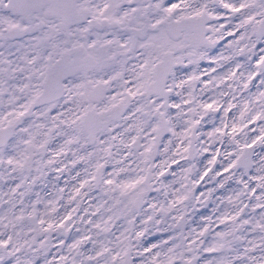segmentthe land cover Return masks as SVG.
<instances>
[{
  "label": "snow or ice",
  "instance_id": "obj_1",
  "mask_svg": "<svg viewBox=\"0 0 264 264\" xmlns=\"http://www.w3.org/2000/svg\"><path fill=\"white\" fill-rule=\"evenodd\" d=\"M226 35L233 38L227 44L229 54L210 55ZM206 58L218 66L234 63L236 70L229 68L218 79L233 81L236 90H249L259 78L255 101H244L231 125L227 117L237 107L231 102L236 100L233 91L220 94L221 99L231 96L227 107L193 95L200 79L196 69ZM260 89L264 0H0V180L18 181L0 195V264H264ZM221 111L218 127L215 114ZM205 117L213 128L206 135L219 140L224 151L216 149L206 170H197V179L184 183V175L181 187L169 193L172 183L161 178L171 164L179 165L176 157L189 163L187 169L181 166L182 172L191 173L194 153L208 151L199 132ZM257 121L262 122L259 133L253 128L249 136L244 129ZM166 133L170 138L164 143ZM241 133L243 140L238 138ZM157 155L167 158L154 165ZM64 160L71 168L57 166ZM218 163L222 171H214ZM78 164L90 179L73 185L67 205L75 207L69 211L61 205L60 216L56 205L64 189L45 199L41 191L48 185L41 191L34 188L46 176L45 169L71 173ZM209 172L216 187L196 196L199 180ZM80 175L76 172L71 179ZM154 181L160 187L154 188ZM230 182L237 187L231 188ZM226 186L231 194L213 201L223 230L213 235L209 215L191 227L188 208L195 215L196 204L204 205L200 197L211 200L217 188ZM93 190H99L101 202L90 213L83 209L85 215L78 217L83 227H76L70 237L74 214ZM153 191L175 199L160 203L154 197V203L148 198ZM148 236H156L155 241ZM54 238L59 244L55 253Z\"/></svg>",
  "mask_w": 264,
  "mask_h": 264
},
{
  "label": "flooded vegetation",
  "instance_id": "obj_2",
  "mask_svg": "<svg viewBox=\"0 0 264 264\" xmlns=\"http://www.w3.org/2000/svg\"><path fill=\"white\" fill-rule=\"evenodd\" d=\"M175 2H178V0H175ZM233 39L232 37L229 36H225V38L223 40H221L219 42V44L213 48L210 52V55L212 56H217L219 57L220 53L223 52V54L225 56H227L229 54V50L227 49V44L228 41ZM239 59V58H238ZM222 66H218L216 63H213L210 59H204L201 60L199 63V67L198 69H196L197 74L199 75L200 79L195 83V91L193 92V95L197 97V99L201 102H208V103H212L213 100H219L224 107H227V103L226 101L231 100V96L230 95H225L222 99L220 94L221 93H228L230 91H233L235 96H236V100H232L231 102L235 105H237V107H234L231 112L229 113L228 117H227V123L229 125H231L233 123V117H235L237 120L239 119V112L240 110H242V106L244 101L246 100H252L255 101L256 99V95H258V90L255 87L256 84L259 83V78H257L253 84H251L249 86V90H245V91H239L236 90L237 89V85L236 83H234L231 80H228L225 78L223 83H220L219 81V77L223 76L228 70L229 68H232L234 71L235 66L234 63L232 62H221ZM215 68L216 71L213 72L212 69ZM239 74V73H237ZM247 75V72H245V76ZM213 77H216L217 79H214L213 82L211 84H207V88H205V84L212 79ZM186 78V77H185ZM231 86V87H229ZM261 91H264V89H260ZM179 91V90H178ZM114 94V93H113ZM183 95L185 98H187L188 96V92L185 91L183 92ZM173 99H175L177 102L180 101L179 97H176L175 94H173ZM257 103V107H258V102ZM182 107L185 108V110L187 111V106L182 105ZM173 113L175 112V109L172 110ZM222 111L221 112H217L215 114L216 119H215V124L216 126H221L220 124V117L222 116ZM262 122L261 121H257L255 124L252 123H248L247 127L244 129L245 132L249 133V136L254 135V133L251 132V129L255 128L256 129V133H259V127L260 124ZM213 130L212 128V124L208 122V117H205L204 121L201 122V125L199 126V132L203 133V135L200 136V143L204 144L206 147H208V151L204 152V153H199L196 152L194 153L195 155V159L191 160V163L195 165V169L191 172V173H186V172H182V168L187 169L189 168V163L187 161H185L184 159H181L180 157H176L177 160H179V165L177 164H171V167L165 171V175L164 177L161 178V180L163 181L164 184H169L172 183V188L168 189L169 193H171L172 191H174L176 188H180L181 187V180L182 177L184 175L188 176V180L183 181L184 183H190L191 180L193 179H197V170L202 174L204 170H206V166H207V161L208 159H210L214 153V151L216 149H220L221 153H223L224 151V145H222L220 143L219 140L213 142L209 139V137L206 135L208 132H211ZM227 131H231V128L229 127L228 129H226ZM170 138V134L166 133L165 137H164V143H167V140ZM239 139L243 140V133H241L238 137ZM145 141H142V143H144ZM174 143H179V141L174 140ZM194 147H198V145H196L194 143ZM160 152H163V145L161 144L159 146ZM143 149H141L142 151ZM175 149H173L174 151ZM231 150V149H229ZM257 151H259V149H257ZM50 155V153L48 154ZM169 155H171V153H169ZM166 156H161V155H157L155 157V159L153 160V164L154 165H158L160 163V161L162 159H166ZM61 158L57 157V161H59ZM191 159V157H190ZM217 160L220 161L222 160V155L217 157ZM139 161H137L138 163ZM226 163V162H225ZM64 164H68L69 168H71V164L70 161L68 160H64L63 163H59L57 166L63 168ZM134 166V165H133ZM84 165L83 164H78L74 169L71 170V173L69 172V169H65L63 173H58L56 172L54 169H45L46 172V176L41 177V180H39L37 182V185L34 188V191H41V189L44 187L45 184L48 185L47 189L45 191H41V195L43 197H45V199H52L56 196L57 193V189L62 188L64 189L63 192V200L60 201V203H58L56 205L58 211H59V215L63 216L64 215V207H62L61 205H65L68 207V210L71 211L72 208L75 207V204L73 203L72 205H67L68 199L70 195H73V185H76L77 187L79 186V182L82 179L88 178L90 179V177H86L85 173L83 171ZM215 170H220L222 171V169L219 166V163L217 164ZM109 171V168H108ZM76 172H80L81 175L77 180H72L71 177L74 176L76 174ZM175 173V176H173L172 174ZM212 172H209L208 176H205L202 180H199L196 189H195V195L196 196H200L201 192H204L205 194H207V191L209 188H214L216 187V185L214 184V182H210L209 181V177L212 176ZM223 175H228V173H223ZM59 176V181H56V177ZM222 177H218L217 179H220ZM247 178V177H245ZM18 181H13V180H0V195H2L3 192H7L8 189L10 187H14L15 183H17ZM56 184L57 187L53 188L52 185ZM229 186L231 188H236L237 185L234 182H230ZM226 186L225 189H219L217 188V190L213 193L211 200H205L204 197H200L201 200L204 201V205L201 206L200 204H196V208H195V215H193V209L191 207L188 208L187 210V217H188V223L191 227H198L199 225H201L202 223H204V221L201 220V216L202 215H209L212 216V220H213V224H212V229H213V235L215 231H222L224 226L223 225H219L217 222V216L220 214L219 212H216L215 214L213 213V209L216 206L213 201H216L217 203H219V201L217 200L218 197H226L228 195L231 194L230 191H228V187ZM153 187H160V184L156 181L153 182ZM86 191L85 189H81V192ZM164 191V189H161V193ZM181 191H183V189H181ZM50 193V195H48ZM99 190H93L89 195L84 196L83 200L81 202V210L77 213L74 214V219H76V224L72 225V233H70V237L73 233H75V229L76 227H83V225L80 223L78 217L85 215L83 209L88 208L89 209V213L92 210V205L96 204V203H100V194ZM256 195H259V190H257ZM154 197H158L159 198V202L160 203H164L166 200L167 201H171L173 199H175L174 196H172L171 194H169L167 196V198H165L162 194H158L157 192L153 191L149 193V199L153 200ZM34 198V197H33ZM4 199H7V197H4ZM79 199V197L77 198ZM153 202H157L156 200H153ZM245 203H254L255 201H248L245 200ZM193 203H195L193 201ZM220 209L221 211L224 210L225 206H226V201L224 204H220ZM145 208L147 209V205L145 206ZM177 208H181V205H177ZM41 212L44 211L43 205L40 206L39 209ZM228 210L231 211V206H228ZM148 211H150V209H148ZM251 209H246V215L245 218H248L247 213H250ZM259 212L260 209H256L255 215L257 216V218L259 217ZM53 218H57L55 213L52 214ZM173 216H177V212L174 210L172 212ZM193 221H195V223H193ZM171 219L169 218L168 223H171ZM122 223V221H117V224ZM187 227L185 228V231H187ZM119 234V233H117ZM57 235V233H53V237H55ZM248 238L251 239L252 238V234L251 233H247ZM148 240L150 241H155L156 236H148L147 237ZM209 240H211V236L208 237ZM69 242H71L69 240ZM53 243V253L56 252V249L59 247L58 244V240H56L55 238L52 241ZM255 255H259V253H255ZM51 258V256L49 257Z\"/></svg>",
  "mask_w": 264,
  "mask_h": 264
},
{
  "label": "rangeland",
  "instance_id": "obj_3",
  "mask_svg": "<svg viewBox=\"0 0 264 264\" xmlns=\"http://www.w3.org/2000/svg\"><path fill=\"white\" fill-rule=\"evenodd\" d=\"M186 111V110H185ZM175 113V112H174ZM187 118V117H186ZM182 129L181 128H177V131H181ZM112 169H111V167H109V171H111ZM98 194H100L101 195V193L99 192Z\"/></svg>",
  "mask_w": 264,
  "mask_h": 264
}]
</instances>
